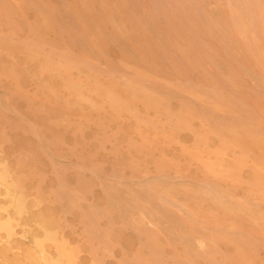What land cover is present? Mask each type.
Segmentation results:
<instances>
[{
	"label": "rangeland",
	"instance_id": "374dc122",
	"mask_svg": "<svg viewBox=\"0 0 264 264\" xmlns=\"http://www.w3.org/2000/svg\"><path fill=\"white\" fill-rule=\"evenodd\" d=\"M0 264H264V0H0Z\"/></svg>",
	"mask_w": 264,
	"mask_h": 264
}]
</instances>
